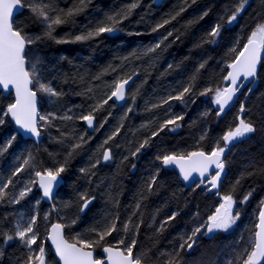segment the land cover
<instances>
[{"label": "trees", "instance_id": "obj_1", "mask_svg": "<svg viewBox=\"0 0 264 264\" xmlns=\"http://www.w3.org/2000/svg\"><path fill=\"white\" fill-rule=\"evenodd\" d=\"M131 2L133 0H90L85 9L71 18L69 23L55 29V39L44 38L29 46L27 52L30 60L35 56L42 62L38 67L44 82L51 80L53 86L65 93L59 99L49 97L46 93L37 94L42 115L55 113L60 116L68 109L72 110L70 115L86 114L90 106L110 91L109 86L116 79L127 75L135 79L122 107L112 100L95 113L98 130L94 133L88 132L83 121L57 119L53 121L54 127L42 130L43 140L37 145L25 140L10 117H5V123L0 125V145L6 143L10 136L16 135L8 151L0 155V184L8 179L13 181L7 189L8 199L18 196L30 180L36 179V169L55 168L65 159L67 164L66 171L62 173V184L51 204L40 200V191L33 185L34 190L19 204L8 203L7 200L0 203V226L11 228L21 217L27 219L38 212L41 217L38 221L40 236L46 240L49 258L59 264L47 243V229L54 222L68 223L77 215L80 193L95 196V199L79 215L75 225L65 228L70 242L78 234L85 239H96L90 230L101 227L105 217L110 218L115 214L121 221H126L140 200L139 194L146 189L147 182L159 168L157 186L142 201L140 213L133 217L134 222H138L141 216L143 219L137 237V249L151 248L153 256L162 251H172L181 242V236L190 235L194 227L205 222L215 212L222 196L231 194L236 201L235 211H240L236 225L228 232L217 233L209 239L197 237L193 249L182 254L185 264H228L245 247L250 246L258 222L260 202L264 200V60L254 82L244 84L234 106L220 117L216 115L213 93L201 96L199 92L209 87L223 89L228 86L223 78L229 71L227 64L234 58L230 49L238 37L243 45L257 21L264 20V0H249L237 21L232 25L225 24L214 44L202 43V39L217 22H221V17L225 16L236 0H195V3L188 0L187 4L185 0H165L161 6H156L153 0H139V6L119 25L121 31L105 33L84 42L56 43L57 39L71 40L85 28L94 27ZM54 3L56 7L67 10L75 6L77 0H54ZM181 7L185 10L175 20L156 32L152 31L156 24L175 15ZM205 11L208 15L200 19ZM14 24L22 26L30 35H42L44 32V25L27 8L17 16ZM169 31L173 32V36L156 53L139 59L130 56L133 52L140 53L154 45ZM177 36L179 39H176ZM125 57L130 58L125 60ZM205 61L207 63L201 69L199 66ZM169 65L172 67L169 68ZM110 66L117 70L111 71ZM97 76L100 78L96 79ZM190 82L194 83L191 97L194 103L191 100L187 104L173 100L170 104L152 108L153 104H159L169 94L178 93ZM89 87L92 92H87ZM132 93H135L134 104L130 99ZM13 102L12 95L4 96L0 92V113ZM242 104L245 107L243 114L240 113ZM128 107H132L133 111L125 117ZM205 112L209 113L206 117L202 115ZM180 114L184 115V120L180 122L182 127L174 132L165 129L152 138L137 156H131L139 143L148 138L164 119ZM240 115L250 120L257 130L249 138L229 146L230 151L225 155L229 162L220 180L219 195L216 191L208 193L197 185L186 188L174 170L163 167L156 160L157 155L169 152L210 151L224 132L235 126ZM101 123L102 128L99 127ZM121 123L123 127L119 134L104 145V141ZM205 131L206 138L201 140ZM61 132H68L71 137L84 135L86 143L68 156L69 146L74 141L68 138L62 143L58 142ZM220 142L222 146L223 142ZM108 147L112 149L113 158L105 164L101 160L92 169L95 175L88 176L81 172V169L90 168L92 163L101 158L103 148ZM29 153L35 157V168L26 167L13 177V171L22 165ZM248 192L252 193L251 197L246 203H240ZM113 198L118 200V204L113 203ZM38 200L39 204L36 203ZM68 202L72 206L63 207ZM53 203L58 211L51 210ZM177 211L179 215L176 219L166 226L165 231L157 233L160 223ZM49 212L51 215L45 221L43 217ZM118 238L120 234L113 233L101 243L112 244ZM0 251L4 252L0 264H19L27 249L19 241H12L7 245L0 243ZM95 251L98 257L103 256L102 248L97 247Z\"/></svg>", "mask_w": 264, "mask_h": 264}, {"label": "snow or ice", "instance_id": "obj_2", "mask_svg": "<svg viewBox=\"0 0 264 264\" xmlns=\"http://www.w3.org/2000/svg\"><path fill=\"white\" fill-rule=\"evenodd\" d=\"M90 0H77V4L67 10L60 9L55 6L54 0H0V90H6L10 93L14 91L15 99L13 103L6 106V109L0 113V125L5 123V117H10L18 126V129L31 134L35 138L41 136L43 129L54 127L53 121L59 119L63 121L80 120L86 123L88 128L98 130L94 127L95 113L100 111L104 105L109 101H125L129 96L126 86L132 79V75L120 77L109 86L110 91L105 96L98 100L94 105L90 106L88 112L75 115L69 114L72 110L68 109L63 115L57 116L55 113H48L42 115L37 110V92L46 93L49 97L59 99L65 93L53 86L52 81L44 82V77L41 73L40 65L42 62L39 57L29 58L26 49L29 46L41 41L44 38L55 39L53 33L55 29L63 24L69 23L71 18L81 13ZM188 0H185L187 4ZM195 3V0H192ZM249 0H236L235 4L226 11L225 16L221 17V22H217L211 30L202 39V43H216L221 35V31L225 24L232 25L237 21L238 17L245 11ZM139 6V0H133L120 12L108 15L105 20L98 22L92 28H85L80 34L75 35L71 40L57 39L56 43H70V42H84L94 39L102 34H112L121 31L119 25L126 20L132 12ZM27 8L36 19L44 25V32L42 35H30L24 31L20 25L13 22L14 10L20 11ZM185 8L181 7L175 15L169 19L163 20L152 28L153 32L158 31L165 25L175 20ZM22 14V12H21ZM208 15L205 11L200 19ZM173 36V32L169 31L157 43L145 48L142 52H133L130 54L134 58H142L156 53L169 37ZM176 39H179L177 36ZM239 48V51L237 49ZM230 53L234 58L227 67L231 69L224 76V80L229 82V86L221 88H205L199 92V95L206 96L208 93H213V102L218 106L216 115L220 117L225 112L233 98L244 86L241 78L244 81L255 79L257 77L258 66L264 60V20H258L252 30L246 37V42L240 44L238 37L234 46L230 49ZM130 57H125L127 60ZM207 61L200 64V68H204ZM169 68L172 65L168 66ZM111 71H116V68L110 66ZM107 71V70H106ZM135 74V73H133ZM100 77L97 76L96 79ZM195 77L192 78V81ZM194 89V83L190 82L183 87L176 94H169L167 98L162 99L159 104H153L152 108H159L163 105L170 104L171 101H180L187 104L191 100ZM138 91V90H137ZM250 92L251 89H248ZM87 92H92V88H87ZM86 94V93H85ZM188 97V100H186ZM132 103H135V93L130 94ZM191 102H195L191 100ZM133 111L132 107H128L125 113ZM245 112V107L240 106V113ZM203 116L209 115L205 112ZM184 120V115H172L164 119L156 130L151 131L148 138L144 139L131 152V156H137L142 149L150 144L152 138L158 136L160 132L168 129L169 131H176L183 125L180 123ZM42 122V123H41ZM106 122V121H105ZM151 123V122H150ZM103 127V123L99 125ZM123 124L116 128V130L104 141L107 145L109 141L113 140L120 132ZM147 127V125H143ZM256 128L250 120H246L243 115L237 117L235 126L230 127L220 137L215 146L208 152L203 150L191 151L187 153L169 152L162 155H157L156 160L160 162L163 167L178 166L180 173L185 181L189 180L193 173L198 174L200 180L197 184H201L208 188L218 189L222 174L225 172L226 164L229 162L225 158V153L230 151L229 146L238 141H243L249 138L250 134L256 132ZM59 131V129H58ZM207 132L201 135L200 139L206 138ZM71 138L72 142L69 146L68 156L80 149L84 143V135L78 137H71L68 132H61L58 142H63L65 139ZM16 140V135L10 136L6 143L0 145V155H3L11 147ZM103 147V145L101 146ZM113 158L112 149L110 147L103 148L102 157L98 158L95 163H92L90 168L81 169L88 176H93L95 169L100 163L108 162ZM125 160L128 157H124ZM35 157L32 153L23 160L22 165L18 166L12 173V176H18L26 167L35 168ZM67 159L64 163L58 164L55 168H44L43 170L36 169L34 176L37 179L30 180L20 191L18 196H13L10 199L7 189L12 185V179H8L5 183L0 184V203L6 200L8 203L19 204L21 200L29 195L33 190V185H38L42 190V198L49 201L54 199V189L58 187L62 173L66 171ZM135 168V165H132ZM160 169H156L152 177L147 182V187L142 191L140 200L135 204L132 214L126 221H121L118 215H111L105 217L104 223L99 228H92L90 231L96 236V239H85L79 234L72 238L71 242L65 236V228L75 225L79 219V215L88 209L89 205L95 199V196H89L87 193H80L78 197L77 215L68 223H54L47 229V240L51 241L55 256L58 258L59 264H185L183 253L191 251L194 245L197 244V237L202 233L204 235L214 234L219 231L228 232L237 221L240 219V211H233L236 206V201L231 194L222 196V203L216 208L215 212L207 217V220L200 225L193 228L190 235L181 236L180 243H178L172 251H162L157 256L152 255V249L138 250V235L140 227L143 224L142 216L138 222L133 221V217L140 213L142 201L147 198V194H152L153 189L157 186V179L159 177ZM206 178V179H205ZM239 183V181H237ZM219 195V192L216 193ZM252 193L248 192L240 203H246L251 197ZM39 204V200L36 202ZM113 203L118 204V200L113 198ZM261 207L258 213V222L255 224V231L252 233L253 239L250 246L245 247L234 260L228 261V264H264V200L260 202ZM71 202H68L63 207H71ZM52 211H58L56 204H52ZM51 212L46 213L43 217L45 221L49 219ZM179 211L171 213L163 222L160 223L156 229L157 233L165 231L166 226L171 221L176 219ZM6 219V218H5ZM41 219L38 212L24 219L21 217L16 220L11 228L4 229L0 226V243L5 245L12 241H19L20 244L27 249L19 264H55L48 254L46 248V240L42 239L38 230V221ZM119 225V227H118ZM113 233L120 234V238L115 243L104 245L101 242ZM39 241V243H38ZM35 246V247H34ZM97 247L102 248L104 255L98 257L94 255ZM4 255L0 251V258Z\"/></svg>", "mask_w": 264, "mask_h": 264}, {"label": "water", "instance_id": "obj_3", "mask_svg": "<svg viewBox=\"0 0 264 264\" xmlns=\"http://www.w3.org/2000/svg\"><path fill=\"white\" fill-rule=\"evenodd\" d=\"M153 1H154V4H155L156 6H161V5L164 3L165 0H153ZM23 11H24V9H22V10H20V11L14 10L13 18H12V19H13V22H15V19L17 18V16H19V15L21 14V12L23 13ZM27 50H28V49H26V51H27ZM258 69H259V66H258ZM230 70H231V69H229V71H230ZM256 78H257V77H256ZM256 78H255V79H256ZM134 79H135V78L132 77V79L129 81V84L126 86V89L128 90V92H129V89H130L132 83L134 82ZM255 79H250L249 81H244L243 78H241V82H242L243 84L248 85V84H252V83L254 82ZM228 86H229V82H228ZM228 86H227V87H228ZM0 92H2V93L4 94V96L12 95V96H13V99H15L14 91H12V92L10 93L9 91H6V90H0ZM237 95H238V93H237ZM237 95H236V97L233 98V101L230 102V104L228 105V107L225 108V112H224V114L234 106V104H235V102H236V100H237ZM126 98H127V97H126ZM125 101H126V100H125ZM125 101H115V100H113V102L116 103V104L118 105V107H122V106L124 105ZM216 107L218 108L217 105H216ZM37 110H38V112L40 113V111H39V97H38V95H37ZM10 119H11V118H10ZM11 120H12V119H11ZM12 122H13V124H14L16 130L19 132V134H20L25 140L31 141V142H33V143H35V144H37V145L40 144V143L42 142V140H43V134H42V132H41V136H40L39 138H35V137L31 136V134H29V133H25V132L19 130V129H18V126L14 123L13 120H12ZM84 123H85V122H84ZM96 123H97V121L95 120V124H94V127H95V128H96ZM85 126H86V128H87V130H88L89 133H94L95 130H93V129H91V128H88L87 125H86V123H85ZM225 155H226V153H225ZM108 162H109V161H108ZM103 163L105 164V163H107V162H103ZM165 168L170 169V170H174V171L178 174L179 178L181 179L182 184H183L186 188H188V189L193 188L196 184L199 183L200 178H199L198 174H196V173H193L192 177H191L189 180L185 181V180L183 179V177H182V174H181L180 171H179L178 166H170V167H165ZM205 179H206V178H205ZM61 184H62V183H61V181H60L58 187L54 189V199H55V196H56L57 191H58L59 187L61 186ZM40 191H41V195H42V190L40 189ZM217 191H218V189H216V192H217ZM42 199H43L44 202H46V203H48V204H51V203L53 202V200H54V199H53L52 201H49V200H47L46 198H42ZM89 206H90V205H89ZM85 211H86V210H85ZM54 223H58V222H54ZM54 223H52V224H54ZM59 223H60V222H59ZM49 228H50V227H49ZM65 236H66V231H65ZM66 238H67V237H66ZM47 243H48V245L50 246V249L52 250V252H53V254H54V251H53V247H52L51 241H50V240H47ZM97 254H98L97 251H95V252H94V255L97 256ZM102 254L104 255L103 252H102ZM54 255H55V254H54ZM55 257H56V256H55ZM56 259H57V261H58V258H57V257H56ZM58 263H59V262H58Z\"/></svg>", "mask_w": 264, "mask_h": 264}, {"label": "rangeland", "instance_id": "obj_4", "mask_svg": "<svg viewBox=\"0 0 264 264\" xmlns=\"http://www.w3.org/2000/svg\"><path fill=\"white\" fill-rule=\"evenodd\" d=\"M41 92H37V94H40ZM222 176H223V174H222ZM222 176H221V178H222ZM37 179V178H36ZM63 180L61 179V182H62ZM197 185V184H196ZM195 185V186H196ZM36 188L40 191V188H39V186L38 185H36ZM199 188H201L202 190H204V191H207L208 193H214L215 191H216V189H212L211 191H209L208 190V188H210V185L209 186H205V185H203V184H201L200 186H199ZM34 190V189H33ZM40 195H41V191H40ZM40 200H42V195L40 196ZM43 201V200H42ZM223 201L221 200L220 201V203H222ZM233 211L235 212V207H234V209H233ZM234 227V226H233ZM232 227V228H233ZM217 233H223V231H219V232H216V233H214V234H209V235H204L203 233L201 234V235H199V236H203L205 239H209V238H212L214 235H216ZM198 236V237H199Z\"/></svg>", "mask_w": 264, "mask_h": 264}]
</instances>
